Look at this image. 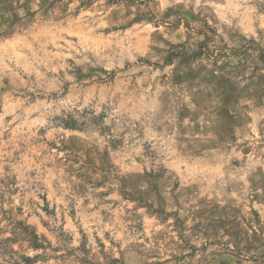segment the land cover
I'll return each instance as SVG.
<instances>
[{
  "label": "rangeland",
  "instance_id": "obj_1",
  "mask_svg": "<svg viewBox=\"0 0 264 264\" xmlns=\"http://www.w3.org/2000/svg\"><path fill=\"white\" fill-rule=\"evenodd\" d=\"M0 264H264V0H0Z\"/></svg>",
  "mask_w": 264,
  "mask_h": 264
},
{
  "label": "trees",
  "instance_id": "obj_2",
  "mask_svg": "<svg viewBox=\"0 0 264 264\" xmlns=\"http://www.w3.org/2000/svg\"><path fill=\"white\" fill-rule=\"evenodd\" d=\"M67 126H69V125H67Z\"/></svg>",
  "mask_w": 264,
  "mask_h": 264
}]
</instances>
